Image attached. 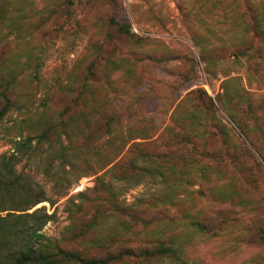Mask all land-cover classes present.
Instances as JSON below:
<instances>
[{
    "label": "rangeland",
    "instance_id": "374dc122",
    "mask_svg": "<svg viewBox=\"0 0 264 264\" xmlns=\"http://www.w3.org/2000/svg\"><path fill=\"white\" fill-rule=\"evenodd\" d=\"M2 92L0 154L46 134L17 170L62 248L264 264V0H0Z\"/></svg>",
    "mask_w": 264,
    "mask_h": 264
},
{
    "label": "trees",
    "instance_id": "16d2710c",
    "mask_svg": "<svg viewBox=\"0 0 264 264\" xmlns=\"http://www.w3.org/2000/svg\"><path fill=\"white\" fill-rule=\"evenodd\" d=\"M119 28L124 33H130L123 24ZM0 97L3 101L0 108L1 123L11 100L5 92ZM45 136L43 133L15 141L14 151L0 154V264H60L63 261L99 264L103 261L85 259L78 252L62 248L57 241L50 240L43 233L53 214L48 213L45 207L37 206L46 201L51 205L53 202L44 195L38 183L17 170V165L30 156ZM254 147L264 160V147L260 148L256 144ZM262 233L264 237V229ZM126 253L143 257L159 255L184 264L177 250L164 243L154 250L139 248Z\"/></svg>",
    "mask_w": 264,
    "mask_h": 264
}]
</instances>
